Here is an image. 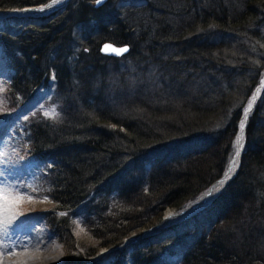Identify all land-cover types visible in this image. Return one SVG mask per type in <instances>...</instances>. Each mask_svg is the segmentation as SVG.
Wrapping results in <instances>:
<instances>
[{
  "label": "trees",
  "instance_id": "1",
  "mask_svg": "<svg viewBox=\"0 0 264 264\" xmlns=\"http://www.w3.org/2000/svg\"><path fill=\"white\" fill-rule=\"evenodd\" d=\"M51 1L0 0V9ZM95 1L6 18L0 46L15 71L16 101L56 81L58 121L36 118L25 129L31 155L47 162L51 201L58 211H86L101 245L116 247L161 222L168 207L194 203L229 166L264 76V53L248 55L236 42L263 38L264 0H108L98 8ZM105 41L130 52L107 56ZM245 132L238 171L223 191L163 233L129 243L131 264H170L175 255L180 264H264V89ZM93 190L101 197L89 206ZM113 192L118 205L101 204ZM48 215L67 247L63 264L97 254L73 252L67 215Z\"/></svg>",
  "mask_w": 264,
  "mask_h": 264
},
{
  "label": "rangeland",
  "instance_id": "2",
  "mask_svg": "<svg viewBox=\"0 0 264 264\" xmlns=\"http://www.w3.org/2000/svg\"><path fill=\"white\" fill-rule=\"evenodd\" d=\"M33 8L36 7L0 9V28L6 27V23L3 22L6 18L25 15H44L50 13L51 11H41L40 7L38 8V11H36ZM12 25L16 30L21 27L20 24L15 22ZM221 36L222 35L219 37ZM242 40L243 43L241 41H237L236 45L241 49H244V52L248 55L259 56L264 53V33L261 40L252 43L247 39ZM127 68L131 70V63H128V65L124 64L122 66V70ZM14 72L15 71L12 66H10L8 59L5 57V54L0 46V188L6 189L13 195L19 194L23 196L22 200H19L11 205L8 212L4 213L0 211L1 216L11 215V213H14L15 215L17 214V217L13 218V222H8V225H11V231L9 232L4 244V248L8 252H12V249L15 252L20 249L28 248L31 244L33 236L37 234L43 239V243L41 247L38 248L37 252L39 254L54 256L52 258L54 264H63L65 255L67 254L66 252H68L66 250L67 247L64 243H62L58 233L52 231L53 229L49 225L48 221V213L54 212L59 217L67 215V230L68 232L70 231V235L73 238V252L85 253L86 250L92 248L98 251L96 255L88 257L85 264H112L113 262L118 261V259L121 264H131L132 251L126 247L129 243H132L133 241L135 242L142 236L161 234L170 224L178 222L187 216L198 213L202 208L209 205L212 200L223 191L226 184H228V181H230L237 173L240 159L235 168L232 170L231 176L226 181L219 184V187L213 194L212 198L201 205L200 208H195L193 210H189L187 213L177 215L184 209L177 212L174 208L168 207L163 214L162 221L145 228L143 233L140 234L141 236L125 238L123 243L116 247L102 246V239L97 237L94 232L90 230L91 227L88 225V221L86 220L84 214L86 211L83 212L78 208L72 211H58L56 208L57 205L51 201L50 196L48 195L46 183L42 179V176H44V167L46 166V169L48 166L46 164L47 162L31 155V149L26 140L27 132L25 129L27 124L33 119L44 118L58 121L57 118L61 115L60 100H58L55 90V78L51 76L47 84L40 85L29 100L23 101L19 99L16 101V99H14L12 94L9 92V84L12 81ZM129 79H131L132 82L135 81L132 77H129ZM149 79L152 84H155V78L152 77V75ZM114 80L115 81L113 82H116L117 77H115ZM263 80L264 76L262 81ZM154 87H156V85ZM53 110L55 113L54 115L52 114ZM244 141L243 145L245 143ZM143 165L146 171L150 169L151 164L149 162L145 161ZM115 195V192L111 193L109 195L110 200L101 204L106 206L108 204L109 207L113 206L115 208V206L118 205ZM100 197V193L97 192V190H93L91 201L88 202V205L93 206L91 204L98 202V198ZM69 219L72 220L71 229ZM70 235L67 234L66 237ZM71 248L73 247L71 246ZM118 249L125 250L127 252L122 255H118ZM168 261L170 264L181 263V259L178 255L170 256Z\"/></svg>",
  "mask_w": 264,
  "mask_h": 264
},
{
  "label": "bare ground",
  "instance_id": "3",
  "mask_svg": "<svg viewBox=\"0 0 264 264\" xmlns=\"http://www.w3.org/2000/svg\"><path fill=\"white\" fill-rule=\"evenodd\" d=\"M64 1L65 0H57V2L52 5V7L46 9L45 11H48L49 9L57 8L58 5L62 4ZM42 13H44V12H42ZM261 90L262 89H259V87H258V89H256L255 93L252 95V98L246 107L247 109L253 107V105L256 102L255 98L260 96ZM250 112H251V110H248L244 114L249 115ZM244 120L245 119L243 117V123L240 126V129H239L238 134H237L236 150H235L233 157L231 158V161H230L229 166L225 172V175L220 180L215 182L204 193V195L202 197L205 199L204 203H206L208 200H210L212 198L213 194L218 189L219 184L226 181L231 176L232 170L235 168V166L239 162L241 151L243 149V141L245 138V130H246L243 127L244 126ZM237 153H238V155H237ZM201 205H203V204H200L199 206H196L195 208H200ZM15 217H17V214L15 215L14 213H11V215H7V216L6 215L5 216L0 215V220L6 221L5 223L0 224V233H6L4 235H0V240L3 241V244H5L6 238L8 237V234L11 231V228H10L11 225H8V222L12 221L13 218H15ZM42 241H43V239L39 235L35 234L31 240L30 246L28 248L15 251L16 255H12V253L14 252L13 249H12V252H8L7 250H5L4 247H0V264H41V263L54 264L53 259H52L54 256L39 254L37 252L38 248H40L42 243H43Z\"/></svg>",
  "mask_w": 264,
  "mask_h": 264
},
{
  "label": "water",
  "instance_id": "4",
  "mask_svg": "<svg viewBox=\"0 0 264 264\" xmlns=\"http://www.w3.org/2000/svg\"><path fill=\"white\" fill-rule=\"evenodd\" d=\"M69 0H65L62 4H60V5H58V7L57 8H53V9H49V10H51L50 12H54V11H56V10H58V9H61V8H63L66 4H67V2H68ZM107 2V0H101V2H99V3H97V0L95 1V7H101V6H103L105 3ZM52 5H53V3H52V1L51 2H49L48 4H46V5H40L39 7H40V10L41 11H45L46 9H48V8H50V7H52ZM39 7H36V8H33L34 10H36V11H38V8ZM32 9V10H33ZM105 46H111L112 48H116V49H120V48H127V51L125 52V53H123L122 55H117V54H115V53H112V52H106L105 51ZM100 50H101V52L103 53V54H105V55H107V56H113V57H121V56H123V55H125V54H127V53H129L130 52V45L129 44H122V45H119V44H116V43H114V42H111V41H105V42H103L102 44H101V48H100ZM257 87H259V89H262L263 90V88H264V80L262 81V83L261 84H259ZM258 89V88H257ZM261 90V91H262ZM256 91V90H255ZM259 97V96H258ZM258 97H256L255 98V101H257V99H258ZM255 107V104L253 105V107H251V108H249V109H245V111H244V113L245 112H247L248 110H252L253 108ZM248 117H249V115L247 114V115H245L244 114V129H246V123H247V119H248ZM245 142V141H244ZM241 153H242V151H241ZM241 156V155H240ZM231 161V160H230ZM237 171H238V169H237ZM226 172V171H225ZM225 175V173L223 174V176ZM222 176V177H223ZM221 177V178H222ZM220 178V179H221ZM220 179H218V180H220ZM203 195H204V193H203ZM203 195H202V197H203ZM199 198L198 200H196L193 204H191V205H188L180 214H184V213H187L189 210H193V209H195V207L196 206H199L200 204H204V202H205V199L204 198Z\"/></svg>",
  "mask_w": 264,
  "mask_h": 264
},
{
  "label": "snow or ice",
  "instance_id": "5",
  "mask_svg": "<svg viewBox=\"0 0 264 264\" xmlns=\"http://www.w3.org/2000/svg\"><path fill=\"white\" fill-rule=\"evenodd\" d=\"M57 2V0H52V3L55 4ZM101 2V0H97V3ZM105 51L106 52H112L115 53L117 55H122L123 53H125L127 51V48H120V49H116V48H112L111 46H105ZM53 115L54 110H53ZM238 155V153H237ZM23 196L19 195V194H15L13 195L11 192H8L6 189L4 188H0V211L6 213L10 210V207L13 203L22 200ZM6 221L4 220H0V224L5 223ZM6 233H0V235H4ZM0 247H5V245L3 244V241L0 240ZM12 255H16L15 252L12 253Z\"/></svg>",
  "mask_w": 264,
  "mask_h": 264
}]
</instances>
